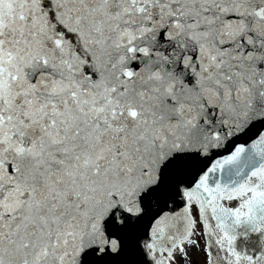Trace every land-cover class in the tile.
Wrapping results in <instances>:
<instances>
[{
  "label": "snow or ice",
  "instance_id": "1",
  "mask_svg": "<svg viewBox=\"0 0 264 264\" xmlns=\"http://www.w3.org/2000/svg\"><path fill=\"white\" fill-rule=\"evenodd\" d=\"M0 264H264V0H0Z\"/></svg>",
  "mask_w": 264,
  "mask_h": 264
}]
</instances>
